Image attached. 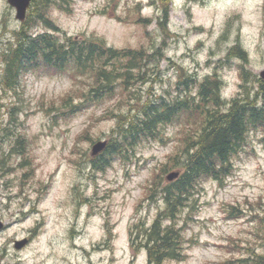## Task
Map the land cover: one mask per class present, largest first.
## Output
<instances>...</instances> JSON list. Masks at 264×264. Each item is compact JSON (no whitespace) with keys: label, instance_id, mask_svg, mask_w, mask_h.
I'll return each instance as SVG.
<instances>
[{"label":"rangeland","instance_id":"rangeland-1","mask_svg":"<svg viewBox=\"0 0 264 264\" xmlns=\"http://www.w3.org/2000/svg\"><path fill=\"white\" fill-rule=\"evenodd\" d=\"M49 15L73 36L96 35L116 48L142 46L151 51L160 46L162 80L150 84L157 91L172 90L180 64L199 79L216 75L222 80L221 97L229 99L243 92L240 64L249 71L246 83L251 90L257 87V74L264 67V0H72L62 10L50 7ZM0 18L15 24L14 10L6 0H0ZM42 28L37 25L32 32ZM235 44L244 50V57L230 51ZM36 67L22 77L19 92L22 132L36 155L27 205L32 203L37 210L30 219H39V234L11 260L19 264H149L145 249L131 247L129 237L142 234V227H148L163 208L160 186L166 182L165 174L177 169L161 173L160 167L178 145L181 122L168 124L162 140H143L123 159L115 155L104 171H95L88 162L91 146L97 139H108L114 123L105 111H125L129 96L118 101V85L111 95L70 114L63 99L70 95L71 103L82 100V92L89 87L87 75H78L71 65L63 70ZM148 86V82L141 84V90ZM231 163V173L221 181H199L191 199L195 207L182 209L176 219L186 239L183 242L181 235L179 251L186 255L161 264H240L236 257L264 254L260 132L248 135ZM156 173L160 176L150 197L148 187ZM0 201L7 203L5 197ZM11 205L14 209L21 205L19 198H13ZM236 209L239 214H234ZM187 214L191 218L182 224ZM11 231L0 236V249L8 250L7 254L15 252Z\"/></svg>","mask_w":264,"mask_h":264},{"label":"trees","instance_id":"trees-1","mask_svg":"<svg viewBox=\"0 0 264 264\" xmlns=\"http://www.w3.org/2000/svg\"><path fill=\"white\" fill-rule=\"evenodd\" d=\"M71 1H31L22 22L23 38L2 52L4 82L14 86L18 74L29 67L34 69L36 66L33 65H37V69L41 65L55 70L71 65L78 75H87L89 87L86 93L82 92L85 102L71 103L67 99L70 95L63 99L62 104L70 114L111 95L119 85L118 101L129 96L128 108L125 111L106 109L105 114H110L114 123L105 148L97 156L88 158L95 171H104L115 155L123 159L143 140H162L163 129L168 124L181 122L178 145L160 167L161 173L173 167L180 173L176 179L160 186L163 208L136 237L142 235L139 244L146 248L149 264L182 260L186 254L179 251L181 235L183 242L186 239L181 232L183 226L177 227L176 219L182 209L195 207L191 199L199 181L203 178L221 181L230 174L231 157L245 144L251 132H260L261 140H264V81L256 79L257 87L251 90L246 83L249 71L240 65L243 92L223 99L222 80L216 75L199 79L177 64L172 90H154L150 84L162 80L160 46L151 51L142 46L116 48L96 35L67 34L51 19L49 10L52 6L62 10ZM167 15L168 9L163 13L165 19ZM160 24L164 28V23ZM37 25L44 30L33 33L32 28ZM231 50L244 57L245 53L238 45ZM147 82L148 88L142 91L141 84ZM225 104L227 106L223 107ZM159 176L156 173L148 187L150 197ZM236 210L234 214H239ZM262 211L264 213V208ZM190 218L187 214L182 224ZM129 232L132 233V227ZM236 258L240 264H264V254L251 253Z\"/></svg>","mask_w":264,"mask_h":264},{"label":"flooded vegetation","instance_id":"flooded-vegetation-1","mask_svg":"<svg viewBox=\"0 0 264 264\" xmlns=\"http://www.w3.org/2000/svg\"><path fill=\"white\" fill-rule=\"evenodd\" d=\"M5 20L6 18H0V200L5 197L7 203L0 201V236L12 229L10 242L15 252L7 254L8 250L0 249V264H19V261H12L11 258L19 256L18 252L30 245L39 234V219H30V215L33 217L37 210L32 203L27 205L28 189L32 187L37 170L36 155L34 146H28L30 139L22 132L24 110L19 92L22 77L34 69L29 67L25 72L19 73L14 86L13 83L9 86L5 84L3 79L5 62L2 52L23 38L21 35L23 21L17 20L14 16L15 24L10 25ZM15 186L19 189L17 187L16 194H13ZM4 190L7 192L2 193ZM13 198H19L21 202L15 209L14 205H11ZM14 226H19L17 230L21 233H17V230L13 229ZM141 238L142 235L136 237L131 234L130 246L136 250L143 248L147 254L146 248L139 244ZM22 240L24 243L18 246V242Z\"/></svg>","mask_w":264,"mask_h":264},{"label":"water","instance_id":"water-1","mask_svg":"<svg viewBox=\"0 0 264 264\" xmlns=\"http://www.w3.org/2000/svg\"><path fill=\"white\" fill-rule=\"evenodd\" d=\"M7 3L12 6L15 9V17L18 20H23L25 18L26 9L31 2V0H6ZM259 76L261 79L264 80V68L259 72ZM106 145V140H98L94 142L91 146L90 155L95 156L97 153H99L101 150L104 149ZM178 171H171L166 174L165 178L167 180H173L178 176ZM24 241H19L18 246L23 244Z\"/></svg>","mask_w":264,"mask_h":264}]
</instances>
